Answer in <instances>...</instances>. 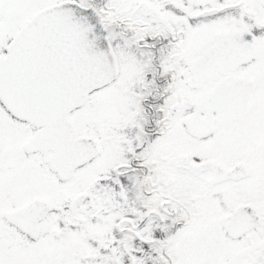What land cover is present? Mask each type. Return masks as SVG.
Wrapping results in <instances>:
<instances>
[{
    "label": "snow or ice",
    "instance_id": "1",
    "mask_svg": "<svg viewBox=\"0 0 264 264\" xmlns=\"http://www.w3.org/2000/svg\"><path fill=\"white\" fill-rule=\"evenodd\" d=\"M0 264H264V0H0Z\"/></svg>",
    "mask_w": 264,
    "mask_h": 264
}]
</instances>
